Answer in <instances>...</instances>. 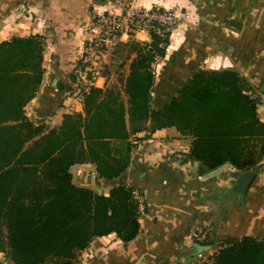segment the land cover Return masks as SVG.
I'll return each instance as SVG.
<instances>
[{
	"label": "trees",
	"instance_id": "16d2710c",
	"mask_svg": "<svg viewBox=\"0 0 264 264\" xmlns=\"http://www.w3.org/2000/svg\"><path fill=\"white\" fill-rule=\"evenodd\" d=\"M152 39L151 49L138 41L124 45L134 59L121 87L92 88L83 96L85 116L65 115L61 127L50 130L25 116L43 80L45 38L0 43V252L12 264H72L95 238H137L133 189L99 195L76 186L70 169L90 163L100 178L119 177L132 158L130 136L149 122L151 133L175 127L193 139L188 157L200 163V175L227 164L245 172L263 160L260 99L236 72L198 71L164 110L152 109L154 57L166 53L159 38ZM206 242L222 245L203 264H264V238L207 235Z\"/></svg>",
	"mask_w": 264,
	"mask_h": 264
},
{
	"label": "crops",
	"instance_id": "0c3cea01",
	"mask_svg": "<svg viewBox=\"0 0 264 264\" xmlns=\"http://www.w3.org/2000/svg\"><path fill=\"white\" fill-rule=\"evenodd\" d=\"M130 6L171 9L181 25L171 32L165 56L154 66V111L164 110L198 71H232L246 79L253 98L260 99L257 113L264 123V0H0V43L45 38L43 80L25 107L29 121L50 130L61 127L65 115L85 116L83 98L72 96L69 89L84 44L92 38V13ZM133 40L153 43L150 34L140 30L124 36L120 45ZM116 85L123 84L111 83L105 69L95 88L108 90ZM123 100L126 103L127 97ZM149 127L150 122L147 130L130 136V141L133 137L142 143L132 150L131 164L119 177L100 178L90 163L71 167L76 186L104 196L127 186L139 190L148 207L135 240L124 243L114 233L95 238L76 253L72 264H200L201 257L210 258L222 244L208 245L207 235L217 241L264 238V158L256 167L254 183L240 199L232 187L244 171L227 164L223 167L234 170L218 169L201 176L200 163L187 156L191 137L175 127L152 133ZM179 155L183 163L175 160ZM196 243L211 249L199 252ZM0 264L12 262L0 252Z\"/></svg>",
	"mask_w": 264,
	"mask_h": 264
},
{
	"label": "built area",
	"instance_id": "2783aa9c",
	"mask_svg": "<svg viewBox=\"0 0 264 264\" xmlns=\"http://www.w3.org/2000/svg\"><path fill=\"white\" fill-rule=\"evenodd\" d=\"M181 26L177 13L173 10L151 9L145 10L135 7L117 10H105L102 13L93 12L90 22L92 38L84 44L79 63L73 71V81L69 94L83 98L103 77L109 55L123 42L124 36L134 31L145 30L160 40V48H165V40L173 29ZM151 49L152 43L148 45ZM162 60L158 54L154 57V65ZM172 160V157H168ZM178 163L184 162V157H175ZM234 170L231 166L221 169ZM201 180L202 177L200 178ZM139 212V218L146 215L147 203L145 196L139 190L133 191Z\"/></svg>",
	"mask_w": 264,
	"mask_h": 264
},
{
	"label": "rangeland",
	"instance_id": "374dc122",
	"mask_svg": "<svg viewBox=\"0 0 264 264\" xmlns=\"http://www.w3.org/2000/svg\"><path fill=\"white\" fill-rule=\"evenodd\" d=\"M130 7H132V6H130ZM170 35H171V33L168 35V38L165 41H170ZM133 41H136V40H133ZM132 42H129V44H131ZM125 49L126 48L123 45H120L118 48H116L114 50L115 52L113 51L109 55L110 65L106 66V74H108V76H110V82L111 83H114V82H121L122 83V81L126 77L125 75H127V73H128V70H129V66H128L129 65V58H127V50H125ZM154 72H155V68H154ZM133 135H135V134H133ZM147 137H148V135L145 138H147ZM134 142H137V143H134ZM140 142L142 143V139H138V138H133L132 137L131 143H132V146H133V151H134V149L138 150L137 148H138V145H139ZM172 158H174V157H172ZM131 160H132V158H131ZM130 164H131V161H130ZM201 176H203V175H201ZM125 187H127V186H125ZM127 188H130V187H127ZM135 190H137V189H133V191H135ZM92 191L95 192L94 190H92ZM95 193L98 194L97 192H95ZM231 239H236V238H231ZM227 240L228 239H225L223 241H227ZM215 254H216V251H214L211 256H214ZM208 258H209V256L208 257L207 256L201 257L200 258V264H203L204 262H207L209 260Z\"/></svg>",
	"mask_w": 264,
	"mask_h": 264
},
{
	"label": "water",
	"instance_id": "95a60500",
	"mask_svg": "<svg viewBox=\"0 0 264 264\" xmlns=\"http://www.w3.org/2000/svg\"><path fill=\"white\" fill-rule=\"evenodd\" d=\"M258 170L259 168H256L253 170H248V171L243 172L239 176L234 186L232 187V191L235 194H237L240 199H242L247 194L250 187L254 183ZM195 248H197L199 252H203V251H209L211 249V246H202L196 243Z\"/></svg>",
	"mask_w": 264,
	"mask_h": 264
}]
</instances>
